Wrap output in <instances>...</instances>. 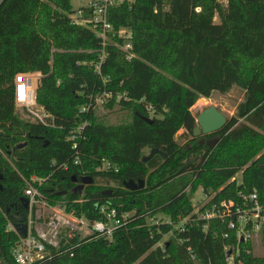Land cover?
Wrapping results in <instances>:
<instances>
[{"label": "trees", "instance_id": "obj_1", "mask_svg": "<svg viewBox=\"0 0 264 264\" xmlns=\"http://www.w3.org/2000/svg\"><path fill=\"white\" fill-rule=\"evenodd\" d=\"M123 1L108 18L115 31H132V61L119 37L103 47L93 31L73 24L72 0H0L1 264H15L18 235L8 224L22 226L26 181L34 176L50 203L66 201L79 217L100 219L99 204L132 215L113 239H74L52 251L50 264H229L226 247L238 252L234 264H264V232L257 256L254 242L223 238L226 224L176 229L194 212L191 195L199 188L215 195L212 202H238L239 192L256 191L264 203V0H227L226 7L219 0ZM103 50L106 84L93 68ZM23 73L42 74L37 103L49 115L44 123L17 114L14 80ZM234 88L244 92L236 116L221 131L195 138L192 108ZM106 93L107 108L129 111V122L113 126L96 116L95 100ZM86 105L81 130L68 118ZM55 115L66 121L55 123ZM145 149L166 157L143 163ZM104 164L111 168L101 170ZM239 174L240 185L233 181ZM84 178L94 183L85 186ZM99 178L116 187L98 186ZM131 180H144L145 188L126 189ZM159 213L172 225H151Z\"/></svg>", "mask_w": 264, "mask_h": 264}, {"label": "built area", "instance_id": "obj_2", "mask_svg": "<svg viewBox=\"0 0 264 264\" xmlns=\"http://www.w3.org/2000/svg\"><path fill=\"white\" fill-rule=\"evenodd\" d=\"M113 6L114 0H88L85 6L72 15V22L93 31L102 41L103 47H106L113 36L119 37L122 44H117V46L124 53L126 60L132 61L136 57L133 53V33L127 28L115 31L108 18L109 9ZM105 57L103 50L98 62L93 65L95 75L102 80L103 84L109 82V79L102 74ZM41 81V73L17 75L14 80V95L17 108L31 115L34 120L44 123L49 115L37 103V91ZM111 97L107 93L98 97L95 100L94 109L98 105H105L107 99ZM148 110L152 115L153 107H149ZM90 111L91 105L82 106L79 116ZM86 124L84 122L79 128L82 130ZM75 138V135L71 137L72 140ZM110 168L109 164H104L101 170ZM233 181H236L238 185L241 184V180L237 177ZM41 184L42 180L35 176L26 181L25 199L28 200V210L23 222L26 225V235L23 236L14 225L8 224V231L18 235V241L12 250L15 264H50L52 251L68 246L74 239L85 240L97 237L111 240L132 216L129 213L120 212L110 204H99L97 210L100 219L87 220L77 216L75 211H69L66 204L62 206L60 203H50L40 191ZM208 196L209 201L198 211L194 210L192 214L178 219L176 227L178 231L184 232L188 225H195L202 226L207 232L209 224L219 222L227 226L223 234L225 240L233 236L239 242L260 241L261 243V236L264 232V203L260 201L256 191L249 194L239 192L238 202L233 200L212 202L215 195ZM152 220L154 222L150 223L151 225L159 224L154 219ZM165 223L172 225L171 220ZM225 251L227 253L231 251L232 255L228 258V262L234 264L235 257L238 255L236 248L226 247Z\"/></svg>", "mask_w": 264, "mask_h": 264}, {"label": "rangeland", "instance_id": "obj_3", "mask_svg": "<svg viewBox=\"0 0 264 264\" xmlns=\"http://www.w3.org/2000/svg\"><path fill=\"white\" fill-rule=\"evenodd\" d=\"M129 2H132L134 0H128ZM221 5L224 7L227 6V0H219ZM88 0H72V7L74 11H77L82 6H85L87 4ZM123 0H114V6L120 5L123 3ZM113 6V7H114ZM215 22L219 23V18H215ZM41 86V85H40ZM40 88V87H39ZM244 101V92L240 90L239 88H234L231 92L221 95L219 93H214L210 99L201 98L197 104L192 108V112L194 116L197 118L199 114L204 111L205 109L215 106L217 107L226 117L227 119H231L236 116L237 109L239 105ZM80 106H77V109L75 112L74 109L71 110V107L68 106V109L71 110V117L68 118V123L75 124L78 123L79 126H82L84 122L80 119ZM17 114L20 119L22 120H32L35 121L34 118L31 115H28L25 111H22L20 108L16 107ZM70 112V111H69ZM95 114L96 116L103 120L104 123L108 125L117 126L121 123H126L130 121V112L129 111H123L119 107H114L113 109H108L107 105H98L95 108ZM57 115L61 113L60 104L58 105V111ZM42 114V113H41ZM54 121L57 124H62L66 120L58 118L56 115L54 116ZM184 131H180L177 135V140L180 144L185 145L186 140L183 138ZM151 153L150 149L144 150V156L147 157ZM238 180H241V174L236 176ZM98 186H108V189L111 190L112 188L116 187L113 183H107L106 181L102 179H98ZM107 189V190H108ZM77 190H82V186H78ZM210 197L207 194H204L203 190L199 188L195 193L191 195V201L194 205L195 211H198L204 204H206L207 201H209ZM62 206L66 203V201H59ZM154 219L157 222H166L170 220L167 215L163 213L157 214L154 218L149 219V223H153ZM173 236V232L169 235L165 236L163 241L160 243V246H163L165 243H167L170 238ZM254 255L260 256L262 255V246L260 241L254 243ZM1 264V262H0Z\"/></svg>", "mask_w": 264, "mask_h": 264}, {"label": "water", "instance_id": "obj_4", "mask_svg": "<svg viewBox=\"0 0 264 264\" xmlns=\"http://www.w3.org/2000/svg\"><path fill=\"white\" fill-rule=\"evenodd\" d=\"M147 121L149 123L153 122L152 119H147ZM227 122H228L227 117L217 107L211 106V107L205 109L204 111H202L199 114V116L197 117V126L194 129V137L197 138V137L208 136V135L217 133V132L221 131L226 126ZM203 143H205L204 140H203ZM155 155H161L164 158L166 157V155L162 154V152L160 150L153 149V150H151V153L149 156L143 158V163H147ZM93 183H94V181L91 178L82 179V184L85 186L92 185ZM124 186L126 189H128L130 191H139V190H143L145 188V181L140 180L139 182H135V181L131 180V181L125 182ZM0 189H2L1 184H0ZM111 192L112 191H108V193H104V195L106 196V195L110 194ZM66 194H67V192L60 193L58 195L63 196ZM23 203H24L25 209L28 210V200L23 199ZM24 221H25V218L21 217L19 219V222H20V224H22V226L17 227L20 234H22L23 236H25L27 233L26 225L23 224ZM231 255H232L231 251L226 253L227 258H230Z\"/></svg>", "mask_w": 264, "mask_h": 264}]
</instances>
